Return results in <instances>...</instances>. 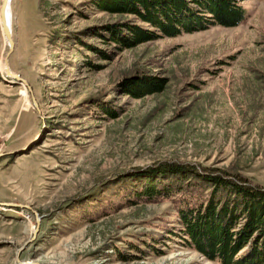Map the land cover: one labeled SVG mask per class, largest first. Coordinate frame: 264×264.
Masks as SVG:
<instances>
[{
	"label": "rangeland",
	"instance_id": "374dc122",
	"mask_svg": "<svg viewBox=\"0 0 264 264\" xmlns=\"http://www.w3.org/2000/svg\"><path fill=\"white\" fill-rule=\"evenodd\" d=\"M237 1L236 26L136 44L135 16L90 0H11L26 83L0 22V264H219L170 234L174 202L130 203L114 176L168 162L264 186V0ZM112 24L132 45L102 42ZM134 76L163 88L122 92Z\"/></svg>",
	"mask_w": 264,
	"mask_h": 264
},
{
	"label": "trees",
	"instance_id": "16d2710c",
	"mask_svg": "<svg viewBox=\"0 0 264 264\" xmlns=\"http://www.w3.org/2000/svg\"><path fill=\"white\" fill-rule=\"evenodd\" d=\"M90 1L101 11L132 15L142 24L106 25L110 35L101 34L102 42L113 39L125 46L132 43L122 35L120 25L137 44L178 37L211 25L236 26L246 12L237 0ZM162 88L157 79L134 76L122 85V92L140 98ZM100 106L104 110V105ZM105 112L116 117L108 107ZM123 173L127 175L122 176ZM123 173L114 179L122 178L120 186H126L128 192L124 197L128 202L133 201L127 198L132 193L136 198L170 199L175 203L179 218L170 234L179 237L184 246L219 264H264V186L242 174L183 163L162 162L159 166L135 167ZM134 243L128 248L140 252L141 247ZM119 258L128 259L123 253Z\"/></svg>",
	"mask_w": 264,
	"mask_h": 264
},
{
	"label": "water",
	"instance_id": "95a60500",
	"mask_svg": "<svg viewBox=\"0 0 264 264\" xmlns=\"http://www.w3.org/2000/svg\"><path fill=\"white\" fill-rule=\"evenodd\" d=\"M11 0H3L2 4H1V10H0V16H1V26H2V30L4 33V36L6 37V39L9 42V52L5 58V71L6 74L8 76H12L14 78L20 79L22 80L24 83H26V81L24 79H21L17 74H14L11 70H10V65H9V57L11 55V53L14 50V40L12 38V32L10 30V26H9V15H8V9H9V4H10ZM33 102L35 104L36 107H38L36 99L33 97ZM11 205V204H10ZM16 206V205H15ZM21 206V205H19ZM37 229L34 233L35 236H37L38 232H39V228H40V222L39 219H37ZM27 264H32V263H27Z\"/></svg>",
	"mask_w": 264,
	"mask_h": 264
},
{
	"label": "bare ground",
	"instance_id": "6f19581e",
	"mask_svg": "<svg viewBox=\"0 0 264 264\" xmlns=\"http://www.w3.org/2000/svg\"><path fill=\"white\" fill-rule=\"evenodd\" d=\"M0 10H1V3H0ZM8 15H9V26H10V30L12 32L11 1H10V4H9ZM0 18H1V16H0ZM0 22H1V19H0ZM28 263H30V262H28Z\"/></svg>",
	"mask_w": 264,
	"mask_h": 264
}]
</instances>
